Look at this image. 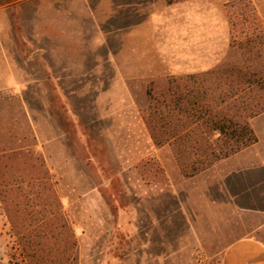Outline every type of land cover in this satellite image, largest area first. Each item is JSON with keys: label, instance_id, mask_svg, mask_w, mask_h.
I'll use <instances>...</instances> for the list:
<instances>
[{"label": "rangeland", "instance_id": "rangeland-1", "mask_svg": "<svg viewBox=\"0 0 264 264\" xmlns=\"http://www.w3.org/2000/svg\"><path fill=\"white\" fill-rule=\"evenodd\" d=\"M229 1L0 0V264H224L229 198L264 210V111L257 143L188 177L150 108L244 68Z\"/></svg>", "mask_w": 264, "mask_h": 264}, {"label": "trees", "instance_id": "trees-1", "mask_svg": "<svg viewBox=\"0 0 264 264\" xmlns=\"http://www.w3.org/2000/svg\"><path fill=\"white\" fill-rule=\"evenodd\" d=\"M228 3L232 36H245L255 53L244 68L227 73V89L207 91L189 75L173 80L162 98L151 97V115L188 177L257 143L249 119L264 111V21L252 0Z\"/></svg>", "mask_w": 264, "mask_h": 264}, {"label": "crops", "instance_id": "crops-1", "mask_svg": "<svg viewBox=\"0 0 264 264\" xmlns=\"http://www.w3.org/2000/svg\"><path fill=\"white\" fill-rule=\"evenodd\" d=\"M257 11L260 15L264 18V0H252ZM247 169H251L253 166L250 162L247 163ZM256 169H261L264 172V162L256 163ZM251 182V181H250ZM254 183H259V185L264 188V178L257 179ZM227 201L228 209L233 210V214L228 216V220H237L244 224L242 234L235 236L233 240L229 242L227 248L224 252V264H264V244L258 238V233L260 231H264V222L261 224L250 223L251 230L248 232V225L246 222V212L253 211V212H260L261 217L260 219L264 220V210L256 209H247V208H235L232 206V202L230 200ZM249 224V225H250Z\"/></svg>", "mask_w": 264, "mask_h": 264}]
</instances>
